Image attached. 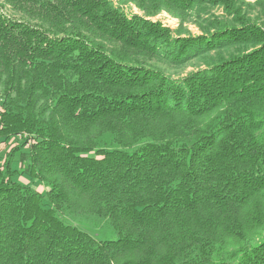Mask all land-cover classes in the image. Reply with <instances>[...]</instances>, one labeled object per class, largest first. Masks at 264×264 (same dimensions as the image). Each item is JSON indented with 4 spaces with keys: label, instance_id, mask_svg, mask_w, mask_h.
Masks as SVG:
<instances>
[{
    "label": "trees",
    "instance_id": "16d2710c",
    "mask_svg": "<svg viewBox=\"0 0 264 264\" xmlns=\"http://www.w3.org/2000/svg\"><path fill=\"white\" fill-rule=\"evenodd\" d=\"M133 1L142 15L0 0V264H264V28L236 0ZM204 5L234 25L182 37L150 20ZM234 45L254 49L180 79L153 65Z\"/></svg>",
    "mask_w": 264,
    "mask_h": 264
},
{
    "label": "rangeland",
    "instance_id": "374dc122",
    "mask_svg": "<svg viewBox=\"0 0 264 264\" xmlns=\"http://www.w3.org/2000/svg\"><path fill=\"white\" fill-rule=\"evenodd\" d=\"M115 6L121 8L128 15H142L133 0H111ZM237 6L242 10L251 22L264 28V0H236ZM10 14V10L3 9ZM154 22H161L164 26L173 30L175 35L182 37H196L204 34H211L227 26H233V18L224 12L221 7L206 6L198 7L192 16L186 21H181L173 15L161 12L157 16L150 18ZM254 49L252 45H234L219 50L210 51L195 57L182 66H176L167 62H154L153 65L161 68L168 76L174 79H180L188 74L208 69L214 66L221 57L229 58L233 55L250 52ZM11 145L0 146V157L9 158L11 154ZM19 154L12 157L14 168L17 166ZM34 188L40 191L49 190L45 185L35 183ZM60 218L68 224L77 226L98 241H116L119 238L117 231L112 227L108 219L100 218L94 215H73L69 213L59 214Z\"/></svg>",
    "mask_w": 264,
    "mask_h": 264
}]
</instances>
